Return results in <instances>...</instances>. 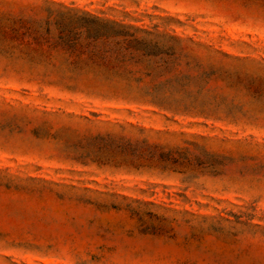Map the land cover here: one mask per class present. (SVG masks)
Segmentation results:
<instances>
[{
    "label": "rangeland",
    "instance_id": "obj_1",
    "mask_svg": "<svg viewBox=\"0 0 264 264\" xmlns=\"http://www.w3.org/2000/svg\"><path fill=\"white\" fill-rule=\"evenodd\" d=\"M0 264H264V0H0Z\"/></svg>",
    "mask_w": 264,
    "mask_h": 264
}]
</instances>
